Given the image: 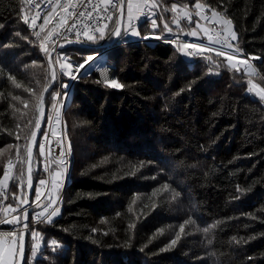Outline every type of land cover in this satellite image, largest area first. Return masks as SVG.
Instances as JSON below:
<instances>
[{"label":"trees","instance_id":"trees-1","mask_svg":"<svg viewBox=\"0 0 264 264\" xmlns=\"http://www.w3.org/2000/svg\"><path fill=\"white\" fill-rule=\"evenodd\" d=\"M159 2L157 26L147 21L139 36L166 35L167 23L193 40L184 34L194 22L173 28L172 21L184 5L199 3L231 21V42L254 71L215 51L184 55L179 43L128 36V43L109 46L116 19L104 39L87 40L93 46L60 47L66 58L58 61L74 66L69 73L101 56L76 79L59 68L55 85H71L64 111L70 174L59 214L28 230L39 233L43 247L30 262L28 234L24 264H264V100L247 90L249 74L264 85V0ZM28 14L26 0H0V180L11 173L0 199L17 209L25 206V149L37 98L51 82L52 45L43 51L44 32L37 37L27 27ZM109 79L123 87H110ZM35 162L33 202L42 172Z\"/></svg>","mask_w":264,"mask_h":264},{"label":"built area","instance_id":"built-area-1","mask_svg":"<svg viewBox=\"0 0 264 264\" xmlns=\"http://www.w3.org/2000/svg\"><path fill=\"white\" fill-rule=\"evenodd\" d=\"M27 2L31 9V14L27 17V27L32 30L39 26L40 30L41 26H43V29L46 33L45 36H47L49 33H52V36L48 40H44V42L48 43L53 41L55 42V47L71 38H86L83 35V32L85 31V25H88L87 31L90 35H96L97 32H94L93 29L103 28L104 26L111 24L116 18L117 10L120 5V0H113L112 4H105L103 0H71V4L68 3V0H27ZM64 5L68 6L63 7ZM152 8L153 7L151 6L143 7V14H140L137 11L135 0H133V15L139 17L138 20H134L133 23L138 26L141 21L150 16ZM79 13H83V15H79ZM89 13H91V19L89 18ZM192 13L193 12L190 11V14ZM109 16L111 19H107ZM198 16L202 21H215L213 11L209 10L208 7H203ZM188 17L189 10L188 16H186L185 19H188ZM33 19H35L34 28L31 26V21ZM45 19L48 20L47 24L44 23ZM124 22L126 29H130L127 24V11ZM212 34L219 38L217 35L219 33H217L216 30L213 29ZM225 36H227L225 33L220 34V44L224 41ZM63 89H65V87H62L60 83L58 91L61 94L64 91ZM61 96L62 95H59V98L54 103L57 107L53 108L51 106V108L48 110L40 137L39 147L43 145L44 154L40 155L39 161L42 165L43 172H45L48 177V186L39 196V201H34V216L35 213L42 211L43 206L46 205L45 198L51 188V171L53 166H58V168L62 171L63 189L67 184L70 174V160L72 156L69 151L66 137L64 112L59 107ZM68 96L69 91L67 92L65 102L68 99ZM61 152L64 153L63 164L59 163L57 159ZM9 167L12 168L10 165ZM37 203H39L41 207H36ZM2 206L3 201L0 200V209ZM14 213L15 212L9 209L8 211H5V215L1 219L10 220L14 216ZM31 260L34 261L35 258L32 257Z\"/></svg>","mask_w":264,"mask_h":264},{"label":"snow or ice","instance_id":"snow-or-ice-1","mask_svg":"<svg viewBox=\"0 0 264 264\" xmlns=\"http://www.w3.org/2000/svg\"><path fill=\"white\" fill-rule=\"evenodd\" d=\"M103 2L105 4H112L113 3V0H103ZM68 3L71 4V0H68ZM135 3H136V7H137V11L140 13V14H143L142 12V8L143 7H148V6H151V7H156V0H135ZM68 5H64L63 7H67ZM179 6L176 5V4H173L171 6V11L175 12L177 10ZM196 8H200L201 5L199 3H197L195 5ZM79 15H83V13H79ZM123 15V14H122ZM187 15V14H186ZM199 15V14H197ZM213 15H218L217 13L213 12ZM89 18L91 19V13H89ZM138 16H134L133 15V0H127V24H128V27L130 29H132V35H136V36H139L140 33L138 31L135 30L136 28V25L133 23L134 20H138ZM107 19H111V17H107ZM189 21H191V17L189 16L188 17ZM24 20H25V23H28V19H27V16L24 17ZM177 23V26L179 25V20H176L175 21ZM44 23L47 24L48 23V20L45 19L44 20ZM226 24L230 25L231 24V21H225ZM151 24L153 27H156V20H152L151 21ZM31 26L34 28L35 27V19H33L31 21ZM198 26V25H197ZM87 28H88V25H85V31L83 32V35L87 38L88 41H92L94 40L96 37L94 35H90L89 32L87 31ZM164 29L167 30L168 32H172V29L168 26L167 23L164 24ZM40 31H44L43 29V26H41V29ZM94 32H99L100 33V36L99 38H103L104 37V29L103 28H95L93 29ZM115 35L119 36L121 35V31H120V28L117 27L116 30H115ZM189 34L195 36L197 35L196 31L195 30H192ZM35 35L37 37L40 36V32H36ZM79 35V34H78ZM219 35V34H217ZM52 36V33H49L47 36H45L43 38V40H48L50 37ZM231 37L232 39H235V34L234 33H231ZM147 38V37H145ZM156 39H161L160 36H157L155 37ZM209 40L211 41L212 38L209 37ZM171 43H175V41H169ZM213 43H220V41H212ZM41 47L43 49L44 52H48V48L46 46H44V43L43 41L41 42ZM205 45L204 44H188V43H184L183 46H182V50H185V49H189V48H192V49H197V50H203L205 49ZM232 45L229 44L227 42V36H225L224 38V41L221 43V48H231ZM210 51H215L216 55L217 56H224L226 57L227 61L231 62L234 58V55H230L228 54L227 52L225 51H221L219 49H210ZM93 57L92 56H88L85 58V61L79 65H76L75 66V69H76V72L75 73H69L68 72V69H72L74 66L72 64H61L60 66V71L62 74H69L72 76L73 79H76L77 76H76V73H79L81 69L84 70V74H87L88 72V68L85 67L86 64H88V67H91V65L88 63L90 61H93ZM208 59H211V57L209 56ZM49 64L51 66V58L49 60ZM233 67H235L233 65ZM247 74V73H246ZM52 80H55L56 79V72L55 70L52 71ZM11 78V77H10ZM105 83H107L110 87H113V88H120V87H123V85H120L115 79H109V80H106ZM247 84L249 85L248 87V91L249 92H253L254 89L258 90V94H259V98L261 100H264V88H261L259 85H256V84H253L251 80H248L247 81ZM62 87H67V85H61ZM17 87H19V85H17ZM48 87L49 86H45L44 89H43V92H47L48 91ZM43 92H41L37 98V102H36V110H37V113L39 115H42L43 112H42V109H43V105H44V95H43ZM59 98V94H56L55 96H53V99H58ZM14 99H19V97H14ZM53 108H56L57 106L55 104L52 105ZM39 115L37 116L36 118V121H35V129H39L40 128V119H39ZM29 124L32 123V121H29L28 122ZM37 135L36 131H32L31 132V136L32 138H35ZM19 138V137H17ZM26 154H27V160L24 161L25 163H28L29 165L31 164V157H32V147L29 145V146H26ZM70 150V148H69ZM17 153H19V148L17 149ZM39 153L40 155H43L44 154V147L43 145L40 146L39 148ZM63 155L64 153L61 152L60 153V156L57 158L59 163L63 164L64 163V159H63ZM18 159H22L19 157V155L17 156ZM8 164L10 166H14L13 165V162L12 160H9L8 161ZM28 172H29V175L31 173V168L29 167L28 168ZM4 179H7L8 178V171L6 170L4 172ZM20 175L22 176L23 175V169H21V173ZM56 176H60L62 175V172L60 171H57L55 173ZM3 183V180H0V184ZM45 181L41 180L40 181V184H44ZM29 187H31V185L29 184ZM165 188H167V185L165 186ZM174 195H179V193H175ZM13 196L15 197V194H13ZM36 200L39 201V195L36 196ZM24 203H27V201H21L20 204H24ZM55 204V201L53 200H49V204L47 205H44L43 208H42V211L40 212H37L35 213V216H34V220L37 222V223H45V222H48V223H51L52 221V218L54 216L57 215L58 213V209L57 208H53V210L51 212H48V209L50 207H52V205ZM36 207H41V205L39 203L36 204ZM11 210L13 212L16 211V208H14L11 204H9L7 206V208L4 209V211H8V210ZM45 213H48L47 215H45ZM22 215L24 217L25 220H27L28 218V213L26 211H23L22 212ZM19 217L18 216H14L11 220H8V219H0V224H3V223H10V224H13V223H19ZM29 227V225L27 223L23 224V229H27ZM212 227H215V225H213ZM181 231H183V229H181ZM203 232L207 233L208 231H210V228L208 227H205L204 229H202ZM34 241H36V243L33 244V247H32V255L33 256H36L37 255V252L39 250V247H40V244H39V233L36 232L35 230H32L28 233ZM17 235L16 231H12V232H8V233H3V232H0V236H13L15 237ZM23 237H24V233H23V230H21L20 232V236H19V239L21 241L20 243V247H19V253L22 255L23 254V251H24V245H23ZM16 241L14 240L13 243H15ZM56 242H53V244H55ZM172 243H175V241H173ZM209 243H211V241H209ZM56 248L54 247L53 248V251H55ZM15 252H12L10 253V256L14 255Z\"/></svg>","mask_w":264,"mask_h":264},{"label":"rangeland","instance_id":"rangeland-1","mask_svg":"<svg viewBox=\"0 0 264 264\" xmlns=\"http://www.w3.org/2000/svg\"><path fill=\"white\" fill-rule=\"evenodd\" d=\"M183 14V12L182 13H180V16ZM156 15V14H155ZM155 15H154V17L151 19V20H156V18H155ZM179 15H178V13L175 15V17L173 18V21H172V23H173V28L175 27V28H179V27H182L184 24H183V22H181V20L179 19V17H178ZM176 20H179V25L177 26V23L175 22ZM157 21V20H156ZM126 28V27H125ZM130 30H132V29H130ZM192 31V29H189V32L187 31L185 34H184V36L185 35H187L186 37H194L193 38V40H188V42H189V44H196V43H193V42H196V40H199V39H197L196 37H202V36H204L205 35V39H206V43H210L211 41L209 40V35H208V30L207 29H205V28H203V27H201V29H200V33H198L197 32V35H195V36H193V35H191V34H189L190 32ZM231 33H232V27H231V25H228L227 24V35H228V37L231 39ZM109 34V31H108V29L106 28V29H104V37L102 38V39H104L107 35ZM235 34V33H234ZM99 36H100V33H99V35L95 38V39H100V40H102L101 38H99ZM128 36H132V31H130V32H128V33H122L120 36H119V39H122V44H124V43H128L129 41H128V39H124V37H128ZM114 40V39H113ZM122 44H119V45H122ZM206 46V45H205ZM114 47H116V44H115V46ZM206 49L205 50H207V51H209L207 48V46L205 47ZM229 49H231V48H229ZM181 50H182V46H181ZM231 51H233V49H231ZM234 52V51H233ZM182 53L184 54V55H189L190 54V52H189V49H185V50H182ZM235 53V52H234ZM232 55V54H231ZM54 56L55 57H58V58H60L61 56H62V58H66L65 56H63V55H61V53L59 52V54H58V52L57 53H55L54 54ZM60 56V57H59ZM94 59H93V61H90V62H88L90 65H91V67H88V64H86L85 65V67H87V68H92L93 66H95V65H97V63H98V61L95 59V58H99L100 56H101V53L100 54H93V55H91ZM61 58V59H62ZM62 61L63 60H61V62H59L58 61V65L60 66V63L62 64ZM91 62H93V64H91ZM232 62L233 63H238V64H241V65H243V67L245 66V70H246V72L247 73H252L253 71H254V68H253V64H252V62L249 60V58H243V57H241L240 55H238V54H234V58H233V60H232ZM63 64H65V61H63ZM250 76L249 77H251V81H252V83L253 84H256V85H259L261 88H264V85L263 84H261L260 82H259V79L258 78H256V76L254 75V76H252V74H249ZM71 77V79H73L72 78V76H70ZM58 85H59V83H57L56 85H55V88H57L58 87ZM63 85H66V82H64V84ZM55 88H53L52 90H51V92H53V91H55V92H58V90L57 89H55ZM254 91L255 92H258V90H256V89H254ZM57 93H54V95L53 96H55ZM39 155H40V153H39ZM40 163H38V161H36L35 162V170H37V171H40L41 170V168H40V165H39ZM57 171H60V172H62L59 168H58V166H53V170H52V183H51V187H52V189H50V191H48V194H47V196H46V199L48 200V204H49V197H53V201H55V204H56V202H57V200H58V194H59V192H60V188H61V182L60 181H62V175H60V176H56L55 175V173L57 172ZM8 173H9V175H8V178L7 179H4V177H2V179L1 180H3V183L2 184H0V187L1 188H4V187H6L7 185H8V183H9V181H10V178H11V173H10V171H8ZM38 183H37V185H36V192H37V194H39L40 192H42L45 188H47V186H48V177L45 175V174H43L42 172L41 173H39L38 174ZM41 180H43V181H45V183L44 184H40V181ZM55 204H53L52 205V207H50L49 208V210H48V212H51L52 210H53V208H57V207H55ZM58 209V213H57V215L59 214V212H60V209L59 208H57ZM48 213H45V215H47ZM56 215V216H57ZM55 217V216H54ZM21 223H22V220H21V222H19V223H16L15 224V226L14 227H17V229H18V231L16 232L17 233V235L15 236V237H13V236H0V254L2 255V258H4V259H6L9 263H11V264H15L16 263V258H17V256H16V252L18 251V247H19V243H20V239H19V236H20V232H21ZM16 241L15 243H13V241ZM41 242V241H40ZM12 252H15V254L14 255H12V256H10V253H12ZM2 260H1V258H0V262H1Z\"/></svg>","mask_w":264,"mask_h":264},{"label":"water","instance_id":"water-1","mask_svg":"<svg viewBox=\"0 0 264 264\" xmlns=\"http://www.w3.org/2000/svg\"><path fill=\"white\" fill-rule=\"evenodd\" d=\"M124 14H125V0H120V5L118 7L117 14H116V25L120 28V31H122V29H123ZM76 44H82V45H86V46H93V44L89 43L88 41H84V40H81V39H73V40L65 43L63 47L72 46V45H76ZM96 46L99 47V46H104V45H96ZM55 52H56L55 49L49 50L47 59H48V62H49V60L51 58L50 75L52 74V71L55 70L56 76H57V67H56L55 60H54V53ZM55 81H56V79L52 80V75H51V82L48 85L49 86L48 87V91L47 92H43V95H44V105H43V109H42L43 114L42 115L38 114L39 115V119H40V128L39 129H35L34 128V130L36 131L37 135H36L35 138H32V136H31L30 141L28 143V146L30 145L32 147L31 164L29 165L28 163H26V176H25V188H26V200L25 201H27V203H25V207H24L25 210L24 211H26L28 213V218H27V220H25L24 217H23L22 230H23V233H24V237H23L24 251H23V254L21 255L19 253V248H18L16 264H24L25 258H26L27 245H28V228L29 227L27 229H23V224L27 223L29 225V220H30V208H31V205H32V202H31L32 193H31V187H29V184L31 185V183H32V174H33V163H34L35 150H36V147H37V144H38V141H39V138H40V135H41L45 120H46V116H47V107H46L45 101H46V98H47L50 90L54 87ZM26 160H27V156H26ZM29 167L31 168L30 175H29V172H28V168ZM20 243H21V241H20ZM20 243H19V247H20Z\"/></svg>","mask_w":264,"mask_h":264},{"label":"crops","instance_id":"crops-1","mask_svg":"<svg viewBox=\"0 0 264 264\" xmlns=\"http://www.w3.org/2000/svg\"><path fill=\"white\" fill-rule=\"evenodd\" d=\"M198 25V26H197ZM196 26H195V28L194 29H192V30H195L196 31V33L198 32V33H200V29H201V27H203V28H205V29H207L204 25H201V24H197ZM209 34V33H208ZM203 37H205V35L203 36ZM210 37V36H209ZM194 38V37H193ZM197 39H199V40H196V42L195 43H198V44H204V45H206L208 48V50L210 51V49H219V50H221V51H224L221 47H219L216 43H213L212 41H215L212 37V40H211V42L210 43H206L207 41H206V39L205 40H203L201 37H196ZM206 49V48H205ZM205 49H203V50H199V51H207V50H205ZM228 54H232V55H234L235 53L233 52V51H231V49H229L228 51H226ZM237 52H239V51H237ZM240 53V52H239ZM1 262H0V264H11V263H9L6 259H4V258H2V255H1Z\"/></svg>","mask_w":264,"mask_h":264},{"label":"bare ground","instance_id":"bare-ground-1","mask_svg":"<svg viewBox=\"0 0 264 264\" xmlns=\"http://www.w3.org/2000/svg\"><path fill=\"white\" fill-rule=\"evenodd\" d=\"M212 3H213V2H212ZM171 15H172V14H171ZM171 15H170V16H171ZM170 26H171V25H170ZM110 52H111V51H110ZM52 89H53V88H52ZM52 89H51V90H52ZM51 90H50V91H51ZM55 93H57V94H59V95H62L59 91H58V92H55Z\"/></svg>","mask_w":264,"mask_h":264},{"label":"clouds","instance_id":"clouds-1","mask_svg":"<svg viewBox=\"0 0 264 264\" xmlns=\"http://www.w3.org/2000/svg\"><path fill=\"white\" fill-rule=\"evenodd\" d=\"M58 82H59V83L61 82V81H60V79H59V81H58ZM42 130H43V129H42Z\"/></svg>","mask_w":264,"mask_h":264}]
</instances>
